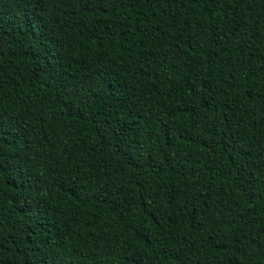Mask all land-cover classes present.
I'll use <instances>...</instances> for the list:
<instances>
[{"label":"trees","instance_id":"1","mask_svg":"<svg viewBox=\"0 0 264 264\" xmlns=\"http://www.w3.org/2000/svg\"><path fill=\"white\" fill-rule=\"evenodd\" d=\"M0 264H264V0H0Z\"/></svg>","mask_w":264,"mask_h":264}]
</instances>
